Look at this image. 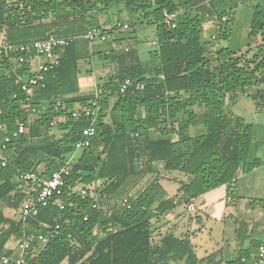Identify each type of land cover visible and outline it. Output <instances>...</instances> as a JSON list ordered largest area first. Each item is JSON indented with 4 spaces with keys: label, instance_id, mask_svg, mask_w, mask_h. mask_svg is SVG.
Wrapping results in <instances>:
<instances>
[{
    "label": "trees",
    "instance_id": "1",
    "mask_svg": "<svg viewBox=\"0 0 264 264\" xmlns=\"http://www.w3.org/2000/svg\"><path fill=\"white\" fill-rule=\"evenodd\" d=\"M207 1L214 15L196 12L195 0H0V36L11 46L49 35L79 37L60 51L59 65L34 95L32 105L47 107L34 116L22 109L27 97L21 88L31 75L34 53L0 55V141L17 122L28 128L7 145V166L0 161V264L34 234L48 237L34 264H222L215 255L199 260L188 237L172 231L155 237V223L177 208L175 197H169L158 179L157 165L188 177L179 188L186 204L222 186L231 191L240 172L261 165L257 152L264 142H256L253 124L226 109V98L235 103L246 90L264 85V5L254 0ZM240 3L253 6L249 36L262 37L259 50L250 51L249 45L244 51L221 48L209 54L202 37L205 24L215 19L218 38L228 41ZM164 11L179 14L175 28L165 24ZM123 13L132 30L114 40L116 47L108 43L100 48L80 38L100 27V14H108L114 25L112 16ZM147 26L156 35L152 64L143 59L135 37L138 28ZM93 60L115 70L98 85L97 95L82 94L80 67ZM127 79L143 89L134 85L120 93ZM95 101V120L58 122L59 134H47L51 121ZM58 103L63 108L55 110ZM92 124L97 136L77 151L82 131ZM71 158L72 173L60 197L64 209L53 201L36 217L6 216L5 209L20 211L33 197L32 187L20 176H48ZM81 187L98 197V209L91 208L92 198L83 200L74 191ZM240 225V230L247 227ZM56 226L60 230L53 235ZM250 256L242 253L227 264H243Z\"/></svg>",
    "mask_w": 264,
    "mask_h": 264
},
{
    "label": "crops",
    "instance_id": "2",
    "mask_svg": "<svg viewBox=\"0 0 264 264\" xmlns=\"http://www.w3.org/2000/svg\"><path fill=\"white\" fill-rule=\"evenodd\" d=\"M195 11L214 15L213 10L209 5V1L207 0H195ZM104 18L107 19L106 23H104ZM109 19L110 16L108 14H100L98 21L100 25H111L112 22L110 24ZM112 19L115 23L119 19V21L128 19V16L123 13L120 18H118V16L114 14ZM226 19L227 17H223L222 20L226 21ZM219 29V22L215 19L204 26L202 36L203 44L207 52L211 55H213L218 49L228 48L223 45L226 41L220 40L217 37ZM210 31H213V34L209 38H205L206 34ZM3 41H5L4 36H0V43ZM137 41L140 43L138 49L143 59L146 60V63L155 61L153 58V52L157 47L156 39L152 45L146 44L138 38ZM93 46L100 48L104 47V45L98 44ZM94 50H96L95 47L91 48V53H94ZM145 50H148L147 57L144 52ZM146 58H148V61ZM42 61L43 59L41 58H35L31 62V70H34ZM80 69V92L82 94L97 95L98 85L103 82L104 79L102 78L105 77L109 71L102 74L101 71L98 69L96 70L95 60L92 61V65L82 62ZM97 71H99V75L97 74ZM96 76H101L100 82L95 80L94 77ZM254 88L257 89L256 93H252L251 89H248L239 95L234 104L226 98V109L231 111V108L234 107L236 103L241 101L243 97L248 96L256 99L258 110L264 112V99H262V96L264 95V85L256 86ZM253 125L255 127L256 142L262 144V142H264V117L258 116L257 122ZM200 131L202 132L201 128L199 131L194 132V134H200ZM257 155L261 158V165L251 172L239 173L234 185L235 188L232 190V196L230 195L231 191L229 188L227 186H222L194 199L189 204L182 201L183 196L182 193L179 192L180 184L186 182L188 177L177 171H167L163 169V171L160 172L158 171V168L163 166L159 164V166H157L158 179L169 197H175L177 208L180 209V211L174 209L161 216L159 221L163 220L161 229L163 230V234L172 231L178 237H188L199 260H204L215 255L217 260H221L222 264H227L229 262L237 261L242 253L248 252L251 256L250 258L245 259L243 264H254V258L258 248L257 246L260 244L264 245L262 244L264 243V147L258 148ZM189 205H193V208H189ZM185 216L189 219V230L187 232H184L180 226V221ZM204 218L207 221L221 225L220 229L217 231L218 240L215 241L214 244H205L199 239V236L202 235L205 229V224L203 222ZM195 223H198V226L200 225L199 228L193 229V226H197L194 225ZM240 223H246L247 227L244 228V230H240ZM260 224L263 228L260 226L261 231L259 234L262 235L263 240H256L255 235L257 233V228H259L257 225ZM211 232L214 233V230H211ZM200 253L202 255H200Z\"/></svg>",
    "mask_w": 264,
    "mask_h": 264
},
{
    "label": "built area",
    "instance_id": "3",
    "mask_svg": "<svg viewBox=\"0 0 264 264\" xmlns=\"http://www.w3.org/2000/svg\"><path fill=\"white\" fill-rule=\"evenodd\" d=\"M264 5V0H254ZM179 14L176 12L164 11L163 19L166 25L171 28H175ZM131 31V26L125 22H116L111 27H93L89 29L86 34L80 38L88 41L91 45H106L111 43L113 47H116L115 39L121 38L125 33ZM79 37H57L49 35L44 40L34 41L29 44L11 46L6 41L0 43V55L8 57L11 51L30 52L34 53V57L31 58V62L35 58L43 59L42 62L34 69L31 70V75L21 82L22 91L26 94V102L23 103L22 109L29 113L30 116H34L40 112H45L47 107L45 105L35 106L32 105V99L37 91L45 88L46 76L55 70L59 65L60 51L70 45L71 42ZM125 48V51H128ZM21 63L24 62V58H20ZM134 81L131 79L125 80L121 87L120 93H125L130 87H134ZM137 90L143 89L142 84H136ZM63 108L60 103L55 106V110ZM99 112L97 102H92L91 107L79 109L76 108L72 111H67L61 117H58L50 122L47 134L49 136L56 135V125L58 122H66L69 120H79L82 117H91L95 120ZM2 129V128H1ZM5 131V130H4ZM28 133V128L24 122H17L15 129L11 133L5 131V137L0 141V161L1 166L6 167L8 163L7 158V145L11 140L21 139L22 136ZM97 136V129L94 124L82 131V138L76 143L75 149L77 151L88 148L93 139ZM74 158L69 159L66 164L53 172L48 176L42 177L38 173L31 172L26 175L20 176V180L26 182L32 187V199L22 204L20 209V216L23 219L28 217H36L39 214L40 209L48 207L53 201L61 209H64L60 197L63 195L64 187L66 186V178L72 173V164ZM235 183L232 184L231 192L235 188ZM78 191L80 197L83 200L91 199V208L98 209L100 200L98 197H92L91 193L81 187L74 189ZM128 200L124 199L122 204L128 205ZM176 203V202H175ZM129 207V206H128ZM189 208H193V205H189ZM60 226H56L53 235L59 233ZM48 241V237L43 234H34L29 237L28 240L22 241L17 246V251L12 257H3L2 264H34V259L37 257L38 250ZM245 261V259H243ZM254 264H264V245H260L257 249L256 256L254 258Z\"/></svg>",
    "mask_w": 264,
    "mask_h": 264
},
{
    "label": "rangeland",
    "instance_id": "4",
    "mask_svg": "<svg viewBox=\"0 0 264 264\" xmlns=\"http://www.w3.org/2000/svg\"><path fill=\"white\" fill-rule=\"evenodd\" d=\"M253 14H254L253 6L250 3H240L239 4L238 8L236 9L234 21L232 24V32H231V36H230L231 38L228 41L224 42L223 45H225L226 47H228L229 49L234 50V51H241V50L244 51L245 49L249 48V45H252V50H250V51H254L256 53L259 50V46L263 43L262 37H260L258 39L256 37H250L249 36ZM103 20L105 21L104 23H106L107 19L104 18ZM119 22H125V23L130 24L128 19L121 20ZM100 26L107 28V27H111L112 25L103 24ZM212 34H213V31L208 32L206 34L205 38H209ZM135 35L138 39H140L141 41H143L149 45H152L156 39L155 30H154V28H152V26L138 28ZM143 49H147V48H143ZM143 49H141V50H143ZM147 51L148 50L144 51L146 57L148 55ZM146 59L148 61V58H146ZM145 62H146V60H145ZM148 63L152 64V61L147 62V64ZM97 69L99 71H101L102 74H104L106 71H109V73H107V75L102 78L104 80L109 78L114 73V70H115L114 66L107 63V62L105 63V65H102L101 63L96 62V70ZM99 71H97L98 75H99ZM94 78L98 82H100V80H101V76H96ZM256 91H257L256 88L251 89L252 93H256ZM231 111L234 114L243 117V119L247 123H250V124H255L258 120V116L264 117V112L258 110V104L256 103V99H254L252 97H248V96L243 97L241 99V101L236 103L235 106L231 108ZM55 132L57 134H59L57 129L55 130ZM76 156H78V153H76ZM157 166H159V165H157ZM158 171H160V172L163 171V167L158 168ZM175 210L180 211V209H178V208H176ZM175 212H177V211H175ZM5 213L7 216L12 217V218H16L17 220L20 218V211H18V210L15 211L13 209L7 208L5 210ZM203 222L205 224V229H204V232L202 233V235L199 236V239H201V241H203V243H205V244H209V243L214 244L215 241L218 240L217 239V236H218L217 231L220 229L221 225L214 223V222H211V221H207L205 218H204ZM162 224H163V220L155 223V237L157 238V240H158L159 234H163V230H161ZM197 224L198 223H195L194 225H197ZM180 226L184 230V232H187L189 230V219H188V217L185 216L181 219ZM199 226L198 225L193 226V229L199 228ZM260 226L262 227L261 224L257 225V227H259V228H257V233L255 235L256 240H263L262 235L259 234L261 231ZM211 230H214V233H212ZM37 255H38V252H37ZM200 255H202V254L200 253Z\"/></svg>",
    "mask_w": 264,
    "mask_h": 264
}]
</instances>
